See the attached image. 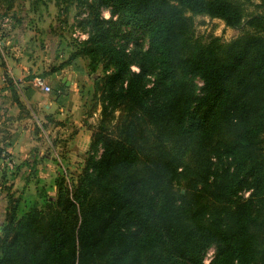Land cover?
I'll list each match as a JSON object with an SVG mask.
<instances>
[{"label":"trees","instance_id":"obj_1","mask_svg":"<svg viewBox=\"0 0 264 264\" xmlns=\"http://www.w3.org/2000/svg\"><path fill=\"white\" fill-rule=\"evenodd\" d=\"M71 1L86 39L49 75L100 69L103 124L54 199L6 212L0 264H264V0Z\"/></svg>","mask_w":264,"mask_h":264},{"label":"rangeland","instance_id":"obj_2","mask_svg":"<svg viewBox=\"0 0 264 264\" xmlns=\"http://www.w3.org/2000/svg\"><path fill=\"white\" fill-rule=\"evenodd\" d=\"M11 5L10 11L0 14V66L6 65L2 53L9 56L11 49L18 48L19 61L29 72L25 71L22 82H18L25 87H15L21 108L13 102L10 86L0 89V226L15 203L21 216L35 203L54 199L58 176H66L67 182L75 179L92 154L93 134L103 124L101 105L93 89L100 69L88 75L87 60L79 58L61 70L68 80L76 82L80 103L74 109L62 104L63 91L49 75L52 68L68 62L76 45L83 41L81 36L86 37L78 26L83 16L75 3L11 0ZM253 11L248 7V13ZM102 15L105 19L110 16L108 11ZM194 24L196 35L203 39L214 36L229 41L241 33L205 16H195ZM7 39L10 44L6 45ZM35 77L45 79L51 88L48 94L32 86ZM52 102L55 105L49 110L42 106ZM212 252L208 251L207 260Z\"/></svg>","mask_w":264,"mask_h":264},{"label":"crops","instance_id":"obj_3","mask_svg":"<svg viewBox=\"0 0 264 264\" xmlns=\"http://www.w3.org/2000/svg\"><path fill=\"white\" fill-rule=\"evenodd\" d=\"M12 9L11 0H0V14H3V12L10 11ZM0 22H1V15H0ZM10 44V42L7 41L5 44ZM18 48L11 49L12 55L6 56L4 53H2V58L5 61V66H0V89L7 88L8 86H11L14 90L15 87L24 88V83H18L22 82V79L24 78V73L29 72V68H26L24 65L21 64L19 61L20 59V53L17 52ZM58 73V72H57ZM54 74V75H57ZM60 75L54 77L52 75L51 79L53 82H58V86H64L62 89L63 91V97L61 98V102L64 105L69 106L71 109H74L75 105L80 103V95L76 89V82L74 83L71 80H68L66 75H63V72L59 71ZM60 89V88H59ZM16 92V91H15ZM40 92V91H39ZM17 93V92H16ZM12 95L13 102L16 103V99L21 103L22 101L18 96ZM43 94V93H42ZM45 95V94H43ZM55 103L52 102L47 105H42L46 109H50L52 106H54ZM73 111V110H72Z\"/></svg>","mask_w":264,"mask_h":264},{"label":"built area","instance_id":"obj_4","mask_svg":"<svg viewBox=\"0 0 264 264\" xmlns=\"http://www.w3.org/2000/svg\"><path fill=\"white\" fill-rule=\"evenodd\" d=\"M7 20H5L6 22ZM83 38V40L86 38L85 35L81 36ZM32 86L37 89L38 91H40L43 94H48L51 91V88L49 87V85H47L45 79L41 78V77H35L33 79V83ZM59 93V91H58ZM248 196V193H245V197ZM208 254V253H207ZM206 254V255H207ZM213 255V252L211 253V257ZM211 257L209 258V260L206 259V257L204 258V263L208 264Z\"/></svg>","mask_w":264,"mask_h":264},{"label":"water","instance_id":"obj_5","mask_svg":"<svg viewBox=\"0 0 264 264\" xmlns=\"http://www.w3.org/2000/svg\"><path fill=\"white\" fill-rule=\"evenodd\" d=\"M59 75H60V73L58 72L57 75H53V76L56 77V76H59Z\"/></svg>","mask_w":264,"mask_h":264}]
</instances>
